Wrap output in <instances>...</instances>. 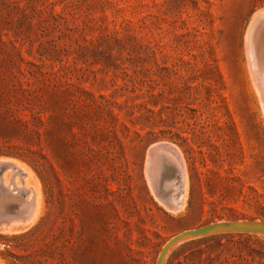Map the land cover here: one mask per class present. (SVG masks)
I'll return each mask as SVG.
<instances>
[{
	"label": "rangeland",
	"instance_id": "374dc122",
	"mask_svg": "<svg viewBox=\"0 0 264 264\" xmlns=\"http://www.w3.org/2000/svg\"><path fill=\"white\" fill-rule=\"evenodd\" d=\"M263 10L0 0V160L22 170L34 208L0 222V264H156L185 230L264 221V107L247 53ZM161 264H264V234L190 237Z\"/></svg>",
	"mask_w": 264,
	"mask_h": 264
},
{
	"label": "water",
	"instance_id": "95a60500",
	"mask_svg": "<svg viewBox=\"0 0 264 264\" xmlns=\"http://www.w3.org/2000/svg\"><path fill=\"white\" fill-rule=\"evenodd\" d=\"M264 22V13L259 14L254 20L252 21V29H257L261 25V23ZM155 155H161L166 161L167 156L160 151L159 149H154L152 151V156ZM167 163V162H166ZM11 169L12 170V177L10 179V184L8 186L4 185L3 180V174L6 170ZM19 174L21 177L24 176V173L21 169H19L13 162L11 161H0V190H2L4 193H15V196L17 200L12 199L10 197V200H7L5 202L6 207H8L9 210L12 209L13 212H16L20 209V207L27 203L29 208L32 206V203L26 202L27 199V193L28 191L24 188H18L14 182V177ZM183 176H178V181L180 182V185L183 184ZM10 185H12V189L10 188ZM156 186L158 189V195L162 197L165 201L168 203H172L171 194L166 192L164 189L160 187L159 184ZM183 185L181 187V191H183ZM178 193V195H179ZM176 195V196H178ZM228 232H246V233H262L264 234V221L262 220H255V219H222L218 221H213L210 223H207L205 225L199 226L194 229L185 230L183 232H180L179 234L172 237L162 248L160 255L158 257L156 264H161L164 256L168 252V250L174 246L176 243H178L181 240L195 237V236H203V235H209V234H216V233H228Z\"/></svg>",
	"mask_w": 264,
	"mask_h": 264
},
{
	"label": "bare ground",
	"instance_id": "6f19581e",
	"mask_svg": "<svg viewBox=\"0 0 264 264\" xmlns=\"http://www.w3.org/2000/svg\"><path fill=\"white\" fill-rule=\"evenodd\" d=\"M264 11V10H263ZM260 14V13H259ZM258 16V14H257ZM264 22L261 23L257 29H252L253 32L250 36V39L247 41V53H249V63H250V70L253 76V80L255 83V87L257 90L258 95L261 98V102L264 107ZM251 30V29H250ZM249 32V31H248ZM251 33V32H250ZM249 36V34H248ZM247 38V36H246ZM250 43V44H249ZM247 44V43H246ZM158 144V143H157ZM162 144V143H161ZM156 145V144H155ZM173 145V144H171ZM160 146V145H158ZM157 148V147H156ZM159 148V147H158ZM157 148V149H158ZM161 148V147H160ZM159 148V149H160ZM174 148V147H173ZM162 149V148H161ZM164 150V149H163ZM178 150V149H177ZM180 150V149H179ZM170 151V150H169ZM172 151V150H171ZM166 152V151H165ZM173 152V151H172ZM171 152V153H172ZM177 152V151H176ZM170 153V154H171ZM151 155V154H150ZM179 155V154H178ZM153 158V156H151ZM161 157V156H160ZM174 158V155L172 156ZM171 159V158H170ZM176 159V158H175ZM157 160V159H156ZM174 160V159H173ZM1 161V160H0ZM5 161V160H2ZM149 161V160H148ZM159 161V160H158ZM161 162V160H160ZM165 162V161H164ZM176 162V161H175ZM178 162V161H177ZM148 165V164H147ZM154 165V164H153ZM156 165V164H155ZM161 165V164H160ZM167 165V164H166ZM174 165V164H173ZM155 166L154 168H156ZM162 167V166H161ZM153 168V167H152ZM153 170V169H152ZM157 170V169H156ZM178 170V169H177ZM176 170V171H177ZM158 172V171H157ZM159 173V172H158ZM177 173V172H176ZM185 174V172H184ZM154 176V175H153ZM185 176V175H184ZM158 178V177H157ZM149 179H151L149 177ZM184 179V178H183ZM156 184V183H155ZM174 184V183H173ZM164 185V184H163ZM180 185V184H179ZM178 185V186H179ZM181 188V187H180ZM177 189V188H176ZM179 190V189H178ZM184 190V189H183ZM180 191V190H179ZM157 192V191H156ZM15 194V193H14ZM12 193H4L0 190V222L7 224L14 222L17 219H24L30 217L33 213V199L25 200L26 202L32 203V206L29 208L27 203H25L21 209L16 212H13L12 209L9 210L8 207L4 205V201L12 197ZM159 196V195H158ZM160 199V198H159ZM177 201V200H176ZM182 201V200H181ZM165 202V201H164ZM166 203V202H165ZM177 203V202H176ZM169 204V203H168ZM180 204V203H179ZM172 206V203L170 204ZM169 205V206H170ZM181 205V204H180ZM176 206V205H175ZM173 208V207H172ZM176 208H180L176 206ZM174 209V208H173Z\"/></svg>",
	"mask_w": 264,
	"mask_h": 264
}]
</instances>
